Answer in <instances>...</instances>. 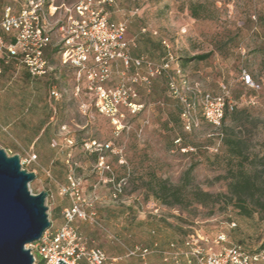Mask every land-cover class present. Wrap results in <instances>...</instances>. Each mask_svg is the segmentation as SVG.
I'll return each instance as SVG.
<instances>
[{
    "label": "rangeland",
    "instance_id": "374dc122",
    "mask_svg": "<svg viewBox=\"0 0 264 264\" xmlns=\"http://www.w3.org/2000/svg\"><path fill=\"white\" fill-rule=\"evenodd\" d=\"M47 1L69 7L78 0ZM18 4L0 0V16L4 7L17 10ZM105 12L125 23L132 56L146 58L151 67L112 74L104 89L121 91L110 106L112 115L98 111L85 82L77 92L75 72L53 59L56 73L49 80L27 78L13 64L4 68L0 149L18 156L21 169L35 175L28 184L32 195L47 193L52 229L62 225V211L72 204L61 188L76 179L85 201L81 207L94 213L96 224L74 225L88 247L116 264H143L126 256L134 246L166 251L172 243L177 264H197L185 256L191 238L204 251L239 245L247 254L257 252L264 243V220L258 212L242 216L227 188L241 164L248 169L252 161L233 156L223 143L241 140L244 156L263 160L256 168L264 170V0H113ZM168 52L172 59L163 71ZM202 55L207 58L194 59ZM242 74L251 76L255 88L242 83ZM221 86L233 106L223 125L213 127L201 118L194 124L182 116L189 91L217 95ZM52 87L57 99L50 97ZM186 176L185 205L156 200L159 183L176 186ZM195 190L217 198L196 202ZM219 235L225 242L216 245ZM145 261L176 264L157 253Z\"/></svg>",
    "mask_w": 264,
    "mask_h": 264
},
{
    "label": "built area",
    "instance_id": "2783aa9c",
    "mask_svg": "<svg viewBox=\"0 0 264 264\" xmlns=\"http://www.w3.org/2000/svg\"><path fill=\"white\" fill-rule=\"evenodd\" d=\"M112 4L113 0H78L66 7L45 0H19L17 10L8 6L0 17V57L5 63L14 60L32 78H42L52 71L46 58L48 48H57L60 66L75 72V90L79 92L81 82H85V88L95 93L98 111L112 115L110 106L121 98V91L114 93L104 89L111 82L112 74L125 76L130 70L151 67L146 58L132 56L125 23L107 17L105 6ZM171 59V54L166 53L160 65L163 71ZM241 81L246 87L255 88L250 75L242 74ZM170 85L177 94L176 85ZM221 88L217 95L189 91V100H183L182 116L188 115L194 124L201 118L213 127H220L226 112L233 110L225 87ZM49 94L53 99L58 98L55 87ZM79 185L76 179L69 178L67 186L61 188L62 194L69 196L72 203L62 211V225L56 229L50 226L38 241L25 247L30 250L33 264L38 261L58 264V260L66 264H116L117 259L107 257L98 248L88 247L74 225L77 220L96 224L94 213L81 207L85 201ZM224 242V235L217 236L216 245ZM185 246L188 249L185 256L197 264H264V243L255 254H247L239 245L204 251L193 238L185 242ZM151 253L162 256L164 261L172 259L177 264L178 253L173 243L166 251H152L140 246L126 250L127 257L140 258L143 264H148L145 258Z\"/></svg>",
    "mask_w": 264,
    "mask_h": 264
},
{
    "label": "water",
    "instance_id": "95a60500",
    "mask_svg": "<svg viewBox=\"0 0 264 264\" xmlns=\"http://www.w3.org/2000/svg\"><path fill=\"white\" fill-rule=\"evenodd\" d=\"M34 178L21 169L18 156L8 157L0 149V264H33L25 247L50 228L44 205L47 193L32 195L28 190Z\"/></svg>",
    "mask_w": 264,
    "mask_h": 264
},
{
    "label": "trees",
    "instance_id": "16d2710c",
    "mask_svg": "<svg viewBox=\"0 0 264 264\" xmlns=\"http://www.w3.org/2000/svg\"><path fill=\"white\" fill-rule=\"evenodd\" d=\"M6 7L3 8L2 13ZM46 58L51 67H52V59L58 62L57 48L50 46L46 52ZM206 58L207 55H202V56H197L194 59L198 61H203ZM12 64L23 68L26 72V77L31 79L47 78V80H49V78L50 77L52 78L53 74L56 73L55 72L56 69L52 67V71L49 72L44 77L32 78L23 66L17 65L16 62L12 59L9 60L7 63H5L4 59L1 57H0V73L4 70V68H8ZM51 85H53V81L51 82ZM227 113L228 112H226L223 118V121L221 123L222 125L224 124ZM43 133H45V131ZM223 144L228 148V150L233 156L244 158L246 161H248V163L252 161L250 162L251 164L248 169L245 168L244 164H241L240 169L230 180L227 186L230 201L235 204L236 208L239 210L242 216L250 217L252 213L258 212L261 215L262 219L264 220V170L260 172L257 171L256 168L257 167L256 162L258 161L261 163L263 160H257L256 157H254V159L252 160H249L247 157H245L244 153L241 150V146L243 145V142L241 140L230 138L228 140H225ZM189 185L190 183L188 176L184 177L179 183V185L176 186H167L166 183L161 182L157 185V190L155 192L156 200L167 206L185 205L186 203L185 193ZM194 193L195 194H193V200L200 203L217 198V196L214 197L208 193L199 192L197 190H195ZM262 247L263 244L260 246L259 250H257V252L255 253H258L262 249ZM38 264H43V262L38 261Z\"/></svg>",
    "mask_w": 264,
    "mask_h": 264
},
{
    "label": "crops",
    "instance_id": "0c3cea01",
    "mask_svg": "<svg viewBox=\"0 0 264 264\" xmlns=\"http://www.w3.org/2000/svg\"><path fill=\"white\" fill-rule=\"evenodd\" d=\"M1 17V16H0Z\"/></svg>",
    "mask_w": 264,
    "mask_h": 264
}]
</instances>
